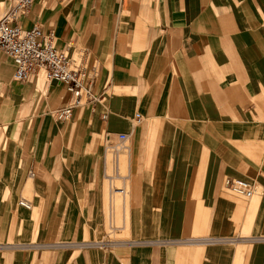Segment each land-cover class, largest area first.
<instances>
[{"label": "crops", "instance_id": "1", "mask_svg": "<svg viewBox=\"0 0 264 264\" xmlns=\"http://www.w3.org/2000/svg\"><path fill=\"white\" fill-rule=\"evenodd\" d=\"M21 25L85 52L98 102L57 122L63 86L14 81L0 53V264H264V0H34Z\"/></svg>", "mask_w": 264, "mask_h": 264}, {"label": "built area", "instance_id": "2", "mask_svg": "<svg viewBox=\"0 0 264 264\" xmlns=\"http://www.w3.org/2000/svg\"><path fill=\"white\" fill-rule=\"evenodd\" d=\"M34 0H13L0 20V52L6 54L15 65L14 79L29 82L38 69L45 70L46 82L64 85L69 99L65 106L52 114L59 122L68 120L74 109L85 105L94 107L98 102L93 93L97 69L88 70L85 52L77 51L75 58L65 48L56 46V36L52 30L45 31L40 25L26 30L20 24L33 5ZM140 121L138 115L135 117ZM119 140L126 135L120 134ZM226 187L246 197L252 196L255 184L234 178H227ZM20 204L29 208L25 202Z\"/></svg>", "mask_w": 264, "mask_h": 264}, {"label": "rangeland", "instance_id": "3", "mask_svg": "<svg viewBox=\"0 0 264 264\" xmlns=\"http://www.w3.org/2000/svg\"><path fill=\"white\" fill-rule=\"evenodd\" d=\"M11 3H12V0H7L6 4H5V7L2 8L0 10V18L2 17V15L8 10V8L11 6ZM71 57L75 58L77 56L76 53H72L70 55ZM35 78H39L41 80V85H42V88H44V85H43V82H44V79H43V74L42 72H40L38 75L36 76H33L31 78V81H33ZM70 120H68L67 122H69ZM135 123V122H134ZM30 125H31V122H30ZM10 129V128H9ZM9 129H7L9 131ZM6 130V131H7ZM5 131V132H6ZM2 137V136H1ZM106 140L104 134L101 135V137L98 138V140ZM126 146H129V143L125 144ZM114 151V150H113ZM113 151L109 150L108 152V157H107V175L109 177H112V182H111V185L113 186H116L117 188L121 187L122 185V181L121 180H116L115 179V158H114V153ZM123 155L119 157V176L121 177H125L127 176V165H126V160H127V155H126V152H122ZM123 160H124V163H123ZM108 183L109 181H104V184H103V188H102V192H103V205H104V213H105V219H106V224H105V231L107 232V234L109 235V237L111 235H113V233H115V239L114 237H110L111 240H117V239H121V238H124L126 237L125 233L123 234H119L117 232H115L113 230V228H111L109 226V222H108V212H107V209H108V202H109V194H108ZM254 183V182H253ZM256 188H255V193L254 195L250 198V199H247V198H244L242 196H238L236 195L234 192H232V190L228 189L226 186H225V181H224V188H226L229 192V194L236 198V199H240V200H250V204L251 202H254L255 199L258 200V197L261 195V188L256 184L254 183ZM125 185H126V188L128 189V182L126 183L125 182ZM128 192V190H127ZM30 193H28L26 190H25V193H23L22 197L25 198L26 200H30L31 201V197L29 196ZM257 202V201H256ZM255 202V203H256ZM31 203V202H30ZM123 202H122V197L120 195H115L113 197V208L112 210L114 211V216H113V220H115V225L116 226H119L120 225V220H121V208H122V205ZM128 204H129V196L127 194V196L125 197V203H124V207H125V210H126V220H127V209H128ZM32 206V204H31ZM34 207V206H33ZM32 207V208H33ZM249 209H250V205H249ZM113 231V232H111ZM103 241V240H102ZM105 244H103V246L101 247H113L114 246V242H104ZM6 263V262H5Z\"/></svg>", "mask_w": 264, "mask_h": 264}, {"label": "bare ground", "instance_id": "4", "mask_svg": "<svg viewBox=\"0 0 264 264\" xmlns=\"http://www.w3.org/2000/svg\"><path fill=\"white\" fill-rule=\"evenodd\" d=\"M13 1V0H12ZM12 4V3H11ZM5 14V13H4ZM4 14L2 15V17L4 16ZM1 17V18H2ZM26 17V16H25ZM24 17V18H25ZM1 18H0V20H1ZM23 19V18H22ZM20 24H21V22H20ZM33 26H35V25H33ZM32 26V27H33ZM31 27V28H32ZM31 28H29V29H31ZM29 29H26V30H29ZM53 31V30H52ZM54 32V31H53ZM0 53H2V54H4L3 52H0ZM4 55H6V54H4ZM7 56V55H6ZM8 57V56H7ZM9 58V57H8ZM10 59V58H9ZM11 60V59H10ZM11 62H12V64H13V61L11 60ZM13 67H14V71H13V75H12V79L14 80V81H16L15 79H14V74H15V65L13 64ZM40 72H42V74H43V79H44V82H43V84L45 85V86H47V85H49V84H52V83H55V84H58V83H56V82H46V77H45V75H46V73H45V70L44 69H38L36 72H35V74H34V76H36V75H38ZM36 80H39V78H35L33 81H36ZM16 82H18V81H16ZM19 83H26V82H19ZM58 85H61V86H63V88L65 89V87H64V85H62V84H58ZM65 92L67 93V91H66V89H65ZM68 94V93H67ZM68 96H69V94H68ZM98 99V98H97ZM78 109V108H77ZM55 110H57V109H55ZM55 110H53V111H51L50 112V114H51V116L53 117V119L55 120V121H57V122H59L58 120H56L55 119V117L53 116V112L55 111ZM74 110H76V109H74ZM73 110V111H74ZM72 114H73V112H72ZM136 115H138L139 116V118H140V121H137V119L136 118H134L135 119V122H136V124H140V122H141V117H140V115L139 114H136ZM136 115H135V117H136ZM72 118V115H71V117L68 119V120H70ZM68 120H66L65 122H67ZM65 122H60V123H65ZM120 135V134H119ZM119 135H117V139H118V141H119V145H118V149H117V151H120L121 149H122V147L124 146V143L128 140V135L127 134H124V135H126V139L125 140H119V138H118V136ZM241 180V179H240ZM226 181V180H225ZM246 181V180H245ZM226 183V182H225ZM225 186H226V184H225ZM117 191H119L120 193H123V191L122 190H117ZM232 192H234V191H232ZM236 195H238V196H242V197H244V198H247V199H250L253 195H254V193H255V189H254V192H253V194H252V196H250V197H246V196H244V195H241V194H238V193H236V192H234ZM20 202H25V203H27L28 204V206H29V208H25V207H23L21 204H20ZM18 204H19V206L20 207H22V208H24V209H26V210H31L32 209V206L30 205V203L29 202H27L26 200H24V199H21L19 202H18ZM103 244H105L104 242L103 243H101V244H98V246H103Z\"/></svg>", "mask_w": 264, "mask_h": 264}]
</instances>
